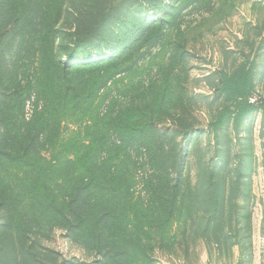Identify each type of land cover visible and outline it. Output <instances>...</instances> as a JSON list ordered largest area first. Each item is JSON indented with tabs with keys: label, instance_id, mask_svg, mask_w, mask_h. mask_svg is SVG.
Masks as SVG:
<instances>
[{
	"label": "rangeland",
	"instance_id": "rangeland-1",
	"mask_svg": "<svg viewBox=\"0 0 264 264\" xmlns=\"http://www.w3.org/2000/svg\"><path fill=\"white\" fill-rule=\"evenodd\" d=\"M47 1L0 0V264H264V0Z\"/></svg>",
	"mask_w": 264,
	"mask_h": 264
},
{
	"label": "trees",
	"instance_id": "trees-1",
	"mask_svg": "<svg viewBox=\"0 0 264 264\" xmlns=\"http://www.w3.org/2000/svg\"><path fill=\"white\" fill-rule=\"evenodd\" d=\"M22 6L23 7L21 8L20 14H17L18 13L17 11L11 10L10 7L7 5L6 10L1 14V16L3 18L2 19L3 24H10L12 21H14V22L17 21L16 23L21 25L23 29H29L30 30L31 26H32L36 32H39L40 29L45 27V23L48 20V16L52 12V10H50L51 6L49 5L47 0H26V2L23 3ZM16 14L19 16H17ZM33 28H32V30H33ZM23 29H22V31L25 32ZM86 30L87 31L84 32L86 35H81L83 33L80 34L78 31L74 33V36L76 38V41H75L76 46L78 44L86 41L88 38H90L92 33L88 32L90 29H89V26H87V24H86ZM75 48L73 49L72 53L76 52ZM90 56H87V57H90ZM84 62H88V61H84ZM99 63L94 62L93 64L92 63H90V64H91V66L95 65L97 67L107 65V64L101 65ZM113 63H114V61L111 60L108 63V65L111 64V67H113ZM72 84L74 85V83H72ZM94 85H95V83H94ZM77 88H78V85L75 83V85L73 87V91L77 92V90H76ZM60 89H61V87H60ZM53 91H56V88H54ZM62 99L65 100L66 95H64L62 97ZM78 104H80V101H76V105H78Z\"/></svg>",
	"mask_w": 264,
	"mask_h": 264
},
{
	"label": "built area",
	"instance_id": "built-area-1",
	"mask_svg": "<svg viewBox=\"0 0 264 264\" xmlns=\"http://www.w3.org/2000/svg\"><path fill=\"white\" fill-rule=\"evenodd\" d=\"M251 100L254 101V102H257L258 98L255 96V97H252Z\"/></svg>",
	"mask_w": 264,
	"mask_h": 264
}]
</instances>
